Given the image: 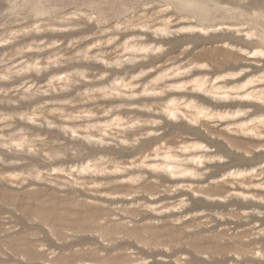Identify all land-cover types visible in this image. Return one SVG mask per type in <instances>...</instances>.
<instances>
[{
  "label": "rangeland",
  "instance_id": "rangeland-1",
  "mask_svg": "<svg viewBox=\"0 0 264 264\" xmlns=\"http://www.w3.org/2000/svg\"><path fill=\"white\" fill-rule=\"evenodd\" d=\"M0 264H264V0H0Z\"/></svg>",
  "mask_w": 264,
  "mask_h": 264
}]
</instances>
